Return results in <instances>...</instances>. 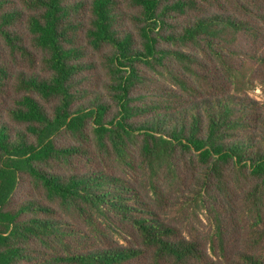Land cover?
<instances>
[{"label": "trees", "instance_id": "1", "mask_svg": "<svg viewBox=\"0 0 264 264\" xmlns=\"http://www.w3.org/2000/svg\"><path fill=\"white\" fill-rule=\"evenodd\" d=\"M264 0H0V264H264Z\"/></svg>", "mask_w": 264, "mask_h": 264}, {"label": "rangeland", "instance_id": "2", "mask_svg": "<svg viewBox=\"0 0 264 264\" xmlns=\"http://www.w3.org/2000/svg\"><path fill=\"white\" fill-rule=\"evenodd\" d=\"M248 95L251 99L261 101L264 98V91L257 85L252 91L248 92Z\"/></svg>", "mask_w": 264, "mask_h": 264}]
</instances>
